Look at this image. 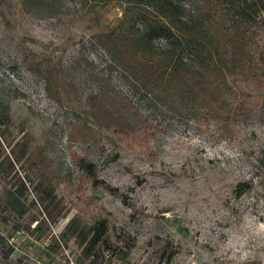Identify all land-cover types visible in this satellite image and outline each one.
Masks as SVG:
<instances>
[{"label": "rangeland", "instance_id": "374dc122", "mask_svg": "<svg viewBox=\"0 0 264 264\" xmlns=\"http://www.w3.org/2000/svg\"><path fill=\"white\" fill-rule=\"evenodd\" d=\"M190 1L0 0V107L9 114L1 149L24 139L30 158L16 165L28 187L16 208L3 198L19 184L16 174L0 177V264H264V27L253 34L256 75L233 76L241 115L219 122L171 118L94 38L118 31L129 6L151 57L162 64L179 56L186 67L192 59L176 28L201 33L211 21L203 0ZM167 17L176 28H161ZM49 65L61 81L57 98L39 73ZM99 91L126 96L146 120L101 125L87 99ZM244 181L250 186L238 188ZM44 188L62 213L36 230L47 222L37 199ZM73 217L91 229L105 222L93 255L61 236Z\"/></svg>", "mask_w": 264, "mask_h": 264}, {"label": "trees", "instance_id": "16d2710c", "mask_svg": "<svg viewBox=\"0 0 264 264\" xmlns=\"http://www.w3.org/2000/svg\"><path fill=\"white\" fill-rule=\"evenodd\" d=\"M202 6L206 18L209 16L211 21L210 26L207 25L201 33L192 30L180 31L169 17L160 21L161 28L169 31L175 27L180 34V46L190 54L193 63L186 64V67L182 66L179 56L175 59L171 57L162 64L151 57L145 37L133 31L130 23L133 11L129 6L123 10L118 31H99L94 38L103 47L111 63L127 71L137 89L156 106H164L170 112L171 118L184 113L191 118L203 116L219 122L226 116L241 115L238 106L242 99L233 86V76L244 77L249 73L256 75L257 43L253 34L257 28L264 27V0H203ZM213 32L217 37H210ZM39 73L44 78L47 91L57 98L61 81L54 67L49 65ZM87 99L90 107L99 111L100 124L103 126L108 127L111 120L128 127L131 126L130 122L143 123L146 120L121 93L99 91ZM110 105L117 106L120 115H114ZM124 110L133 111L134 116L123 114L121 111ZM8 120L7 108L0 107V124ZM0 137L2 140L6 139L1 129ZM1 145L0 141V177L16 174L19 181L16 189H6L3 193L7 208L13 209L20 202L19 196L24 195L28 188L23 176L16 173V165L29 162L30 158L24 139L10 147L8 153L1 149ZM74 159L88 174L94 172V164L89 159L75 155ZM241 186L248 188L250 183H238V188ZM238 188L236 190H240ZM37 199L43 204L47 222L38 221L35 224L36 230L41 224L57 222L62 213L60 201L50 190H46L43 197L37 195ZM90 229L77 217H73L65 225L61 236L74 237L83 246L86 256H89L105 241L107 234L104 221L96 223L92 231Z\"/></svg>", "mask_w": 264, "mask_h": 264}]
</instances>
